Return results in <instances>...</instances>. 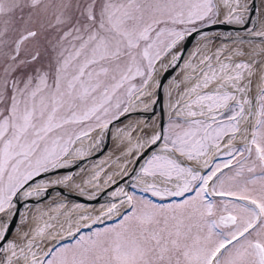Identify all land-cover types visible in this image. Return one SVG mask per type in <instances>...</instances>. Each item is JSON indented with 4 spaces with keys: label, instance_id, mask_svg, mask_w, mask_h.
I'll use <instances>...</instances> for the list:
<instances>
[{
    "label": "snow or ice",
    "instance_id": "6c2138e0",
    "mask_svg": "<svg viewBox=\"0 0 264 264\" xmlns=\"http://www.w3.org/2000/svg\"><path fill=\"white\" fill-rule=\"evenodd\" d=\"M248 10L247 0H0V240L20 199L48 193L36 177L94 151L93 132L102 140L134 111L154 112L161 69L182 62L167 127H117L118 172L49 180L93 197L127 176L132 191L91 210L37 208L0 264H264V61H238V48L207 35L187 59L178 51L205 26L248 23Z\"/></svg>",
    "mask_w": 264,
    "mask_h": 264
},
{
    "label": "water",
    "instance_id": "95a60500",
    "mask_svg": "<svg viewBox=\"0 0 264 264\" xmlns=\"http://www.w3.org/2000/svg\"><path fill=\"white\" fill-rule=\"evenodd\" d=\"M249 5V10L245 14L248 23L240 24V23H217L211 26H205L201 32L194 33L192 36L187 37L183 42V46L178 49L179 52H182L184 57L186 56L188 50L202 41L204 36L207 35L212 37L215 45L229 44V46H237L239 44L246 45L250 47V52L253 54V51L258 47L261 53L264 54V39L260 36L254 35L255 32H258L256 26L259 21V12L261 7H264V0H247ZM262 54V55H263ZM260 56L256 61H263ZM182 67V62L179 66L175 68H170L167 71L161 69L160 78L163 81L164 90L158 95L160 96L159 102L155 105L154 112L153 111H144L138 110L134 111L131 115L126 118H122V123L117 122L116 126L111 128V132L105 130L102 134V140L97 137L96 132L92 133V136L97 139V143H99V147L95 148L89 155L84 158L78 159L74 164L70 167L54 170L48 174H42L39 177L35 178V183H46L49 180H55L57 177H61L64 175H73L79 179L80 176L85 175L90 167L95 166V164H102L103 156H107L108 152L112 148L113 139L112 133L117 129V127H124V125L129 123H134L136 121H148L149 123L155 122L156 126L159 127L161 123L166 128L168 122V97H167V89L170 84L178 77L180 73V68ZM152 151H158V148H153L148 151L146 155L143 157L138 156V162L135 160L133 165L137 168L144 163L150 155ZM117 157H121L119 154ZM133 167L129 166L128 172H132ZM132 180L127 176L124 178H120L116 183H113L111 186L101 189L100 192H93V197H89L81 194L77 191H71L64 188H55L48 187V193L42 194L41 197H33V198H22L15 205L18 209L12 218L9 219V227L10 231L7 235L6 240H0V255H3V249L7 248V243L9 241L15 240L16 238L12 237V231L17 230L18 232H22L25 230L24 228V218L30 215L31 211L42 203H46V205L52 203L54 200H63L68 204H77L83 203L87 205H91L95 208L96 205H102L106 203H110L113 201L112 192L118 191L119 188H124L127 191H130L129 185L132 184ZM90 191V190H89ZM109 223V222H105ZM101 223V224H105ZM101 224L93 225V228L96 226H100ZM89 229H84V231ZM70 241L66 240L65 243Z\"/></svg>",
    "mask_w": 264,
    "mask_h": 264
},
{
    "label": "bare ground",
    "instance_id": "6f19581e",
    "mask_svg": "<svg viewBox=\"0 0 264 264\" xmlns=\"http://www.w3.org/2000/svg\"><path fill=\"white\" fill-rule=\"evenodd\" d=\"M256 30L257 31H264V7H261V9H260V12H259V21H258V25L256 26ZM222 45H225V46H227V47H229V48H238L242 53H243V55L244 54H246L247 52H250V47H248V46H246V45H237V46H234V47H232V46H229V44H222ZM196 45H194V46H192L189 50H188V52H187V54L189 53V52H191L192 50H193V48L195 47ZM259 47V46H258ZM258 47H256V49L253 51V54H252V56L251 57H248L247 55V57L246 56H243V55H241V56H238V57H236V59L238 60V61H241V60H245V59H250L249 60V62L251 63V62H253V61H256L260 56L262 57L261 59H263V61H264V54L263 53H261V51L259 52V48ZM187 54H186V56H185V59H187ZM258 54V55H257ZM263 54V55H262ZM243 56V57H242ZM256 67H259V65H256ZM255 93V89H253V94ZM116 130L115 131H113V133H112V139H113V145H112V148L110 149V151L108 152V154H107V156L105 157V156H103V160H102V164H100V163H97V164H95V166H93V167H90L89 168V170L85 173V175H83V176H80L79 177V179H77L76 180V183H79L80 182V178H83L84 176H88V175H91V171H94V170H96L98 167H102V168H104V170L106 171V172H109V173H112V172H118L119 170H120V165L122 164V163H126V161L125 160H123V158L121 157V159H117V156L119 155V154H121V150H122V147H123V145H121V147H119V144L117 143V141H116ZM89 143V141H85V144L87 145ZM91 153V152H90ZM89 153V154H90ZM89 154H87V155H89ZM86 155V156H87ZM139 156V153H137V157ZM135 161V160H134ZM134 161H132V164H133V162ZM121 177H119V176H116V177H114V179L117 181L118 179H120ZM103 179H104V175H103V173H101V181H103ZM54 180V179H53ZM43 185H45V186H47V187H55V188H64V189H67V190H71V191H77V192H79L75 187H68V186H62V185H50L49 184V182H46V183H43ZM112 185V184H111ZM110 185V186H111ZM106 187H109V185L108 184H102V186L100 187V189L97 191V190H95V189H89L90 191H93V192H100L101 191V189H103V188H106ZM68 204V203H67ZM78 205H82L83 206V208L84 209H88V210H91V209H94V207H92L91 205H87V204H83V203H77ZM77 204H68L69 205V207L71 208L72 206H74V205H77ZM108 203H106V204H102V205H96L95 206V208H99V207H101V206H103V205H107ZM47 205H46V203H42V204H40V205H37L31 212H34L37 208H41V207H46ZM31 214V213H30ZM109 221H112V220H109ZM108 222V221H107ZM99 224H101V223H99ZM12 237L13 238H16L17 239V237H18V235L20 234V232H18L16 229L15 230H13L12 231Z\"/></svg>",
    "mask_w": 264,
    "mask_h": 264
},
{
    "label": "rangeland",
    "instance_id": "374dc122",
    "mask_svg": "<svg viewBox=\"0 0 264 264\" xmlns=\"http://www.w3.org/2000/svg\"><path fill=\"white\" fill-rule=\"evenodd\" d=\"M27 11V10H26ZM17 15H19V13L17 14ZM239 45H241V44H239ZM243 46V45H242ZM248 56V57H251L252 56V54L251 53H246V54H244L243 56ZM258 55V54H257ZM242 56V57H243ZM246 56V57H247ZM249 60L250 59H245V60H242V61H247V62H249ZM119 147H121V145H119ZM131 191H132V189H131ZM138 195H140V193H138ZM149 198H151V197H149ZM158 201V200H157ZM164 203H168L169 201H163ZM116 223V222H115ZM109 224H114V223H109ZM109 224H106V225H104L103 227H94V229H92V230H95L96 228H104V227H106L107 225H109ZM85 232H87V231H85ZM68 243V242H67ZM71 243V242H70Z\"/></svg>",
    "mask_w": 264,
    "mask_h": 264
}]
</instances>
